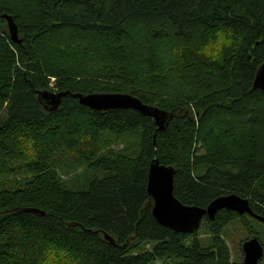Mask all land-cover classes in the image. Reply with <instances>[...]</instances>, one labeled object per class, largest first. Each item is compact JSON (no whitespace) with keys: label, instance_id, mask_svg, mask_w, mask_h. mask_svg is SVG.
I'll use <instances>...</instances> for the list:
<instances>
[{"label":"trees","instance_id":"16d2710c","mask_svg":"<svg viewBox=\"0 0 264 264\" xmlns=\"http://www.w3.org/2000/svg\"><path fill=\"white\" fill-rule=\"evenodd\" d=\"M218 34L231 43L216 60L204 50ZM263 64L264 0H0V264H241L224 238L235 223L264 248V222L248 214L222 209L176 233L147 194L157 159L182 205L236 194L264 219V90L253 88ZM51 78L66 95L47 112L38 94ZM77 94H129L173 115L158 131ZM107 134L138 144L95 158ZM73 157L100 174L83 189L59 175ZM16 171L26 177L3 182Z\"/></svg>","mask_w":264,"mask_h":264},{"label":"water","instance_id":"95a60500","mask_svg":"<svg viewBox=\"0 0 264 264\" xmlns=\"http://www.w3.org/2000/svg\"><path fill=\"white\" fill-rule=\"evenodd\" d=\"M5 20L9 36L12 41L19 42L17 28L10 16L2 15ZM253 88L264 90V64L256 72ZM66 93L38 94V101L47 112L55 111L61 98ZM80 105L93 111L106 112L114 110H134L143 116L151 118L158 131L164 130L172 119L171 113L162 111L156 107L143 104L138 98L129 94H77ZM172 168L160 165L157 159L150 162L147 177V194L152 199V215L163 227L176 233L190 234L197 230L204 216L213 220L219 210H227L238 214H248L252 218L264 222L252 212L249 200L236 194H228L213 200L206 208L189 207L182 205L173 195ZM108 241L111 239L104 235ZM243 259L241 264H260L264 256V248L256 237L244 241L241 245Z\"/></svg>","mask_w":264,"mask_h":264},{"label":"rangeland","instance_id":"374dc122","mask_svg":"<svg viewBox=\"0 0 264 264\" xmlns=\"http://www.w3.org/2000/svg\"><path fill=\"white\" fill-rule=\"evenodd\" d=\"M5 26V22L2 23ZM8 31V30H7ZM58 41H64L59 40ZM72 54V53H71ZM72 57V56H71ZM49 92L55 93L56 92V79L51 78L49 83ZM194 117V116H193ZM231 120V119H230ZM233 120H239V118H233ZM138 144V140L134 136H123L116 138L112 135H106L103 140L100 141L98 146V151L96 152L95 158H100L103 155L112 152H120L124 151L126 146L128 147H135ZM126 152V151H124ZM127 154L130 152L127 151ZM62 171L59 172L60 178L63 182H65L69 187L74 190L83 189L86 183H89L95 177H98L100 174L99 172H93L86 163L79 157H73L68 162L62 164ZM3 177V175H2ZM26 177V175L22 171L10 172V174L6 175L3 178V182L5 183H13V182H20ZM252 226V222H250ZM250 235V234H249ZM263 239H264V233ZM200 238H204V234H199ZM248 234L242 228L241 225L235 223L233 225H229L224 232L225 242L230 250L231 253V261H240L242 263L243 253L241 251V244L246 241ZM149 247H145L148 249ZM61 264L65 262L60 260ZM156 264H165L161 261L156 262ZM260 264H264V257Z\"/></svg>","mask_w":264,"mask_h":264},{"label":"clouds","instance_id":"9594fccd","mask_svg":"<svg viewBox=\"0 0 264 264\" xmlns=\"http://www.w3.org/2000/svg\"><path fill=\"white\" fill-rule=\"evenodd\" d=\"M230 43V39H225L223 35L218 34V40L215 42V44L211 45V47H213L215 50L210 53L207 51V49H205L204 51L206 54L211 55L213 59L219 60L221 55V46H227ZM65 264H76V261L67 260Z\"/></svg>","mask_w":264,"mask_h":264}]
</instances>
